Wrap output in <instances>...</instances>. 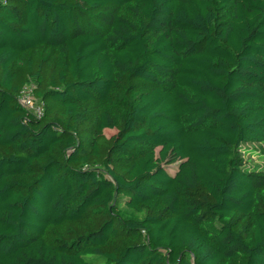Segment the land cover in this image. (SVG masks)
Segmentation results:
<instances>
[{
	"label": "trees",
	"instance_id": "trees-1",
	"mask_svg": "<svg viewBox=\"0 0 264 264\" xmlns=\"http://www.w3.org/2000/svg\"><path fill=\"white\" fill-rule=\"evenodd\" d=\"M0 264H264V0H0Z\"/></svg>",
	"mask_w": 264,
	"mask_h": 264
},
{
	"label": "built area",
	"instance_id": "built-area-1",
	"mask_svg": "<svg viewBox=\"0 0 264 264\" xmlns=\"http://www.w3.org/2000/svg\"><path fill=\"white\" fill-rule=\"evenodd\" d=\"M33 85L24 86L17 97L18 104L27 111H31L36 117H40L42 109L36 104L33 97Z\"/></svg>",
	"mask_w": 264,
	"mask_h": 264
},
{
	"label": "rangeland",
	"instance_id": "rangeland-1",
	"mask_svg": "<svg viewBox=\"0 0 264 264\" xmlns=\"http://www.w3.org/2000/svg\"><path fill=\"white\" fill-rule=\"evenodd\" d=\"M114 133H115L114 131H110V130H106V131L104 132V134H105V136H106L107 138L113 136ZM244 159H245V166H246V167H248V166H252L253 164H254V165L261 164L260 161L258 162L256 156L251 155L250 153H247V152H245V154H244ZM168 169H169V172L172 173V172L174 171V169H175V165H173V166H171V167H168Z\"/></svg>",
	"mask_w": 264,
	"mask_h": 264
}]
</instances>
